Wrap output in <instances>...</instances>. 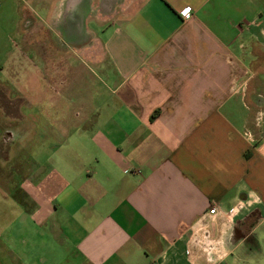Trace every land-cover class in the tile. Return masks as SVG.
Segmentation results:
<instances>
[{
  "label": "crops",
  "instance_id": "1",
  "mask_svg": "<svg viewBox=\"0 0 264 264\" xmlns=\"http://www.w3.org/2000/svg\"><path fill=\"white\" fill-rule=\"evenodd\" d=\"M20 1L0 19L45 71L112 86L34 124L57 138L0 211V264H264V0Z\"/></svg>",
  "mask_w": 264,
  "mask_h": 264
},
{
  "label": "rangeland",
  "instance_id": "2",
  "mask_svg": "<svg viewBox=\"0 0 264 264\" xmlns=\"http://www.w3.org/2000/svg\"><path fill=\"white\" fill-rule=\"evenodd\" d=\"M20 7L21 11L22 8L27 9L26 0L20 1ZM18 27V24L0 19V211L11 210L14 201L10 195L15 194L16 183L22 182L26 176L27 167L34 157L36 159L44 157V146H48L53 138H57L45 136L40 131L33 133L34 129L48 127L47 122L59 119L61 112L58 108L60 106L67 108L63 105L64 98L72 100L77 97L88 98L97 96V92L103 97L109 96L111 93L109 88L112 86V83L105 78L106 76L98 72L95 67L94 73L87 67L83 68L81 74L68 71V65L80 64V62L72 60L64 53L60 56H52L53 71L48 69L45 71L46 56L43 52H40L41 55H31L33 53L31 45L28 46L24 40L22 26L20 25V29ZM34 47L42 51L44 42L34 41ZM23 50L27 54L30 53L29 57L26 53H22ZM76 73L78 78L74 76ZM29 98H35L37 103L34 106H28ZM46 98L56 99L55 104L52 105L55 109L57 108L56 110L53 107L49 110L51 106L46 109L45 101L50 100ZM6 99L21 103V111L24 115L22 120L15 122L6 118V113L11 114L15 110ZM74 107L75 104H68L69 112L73 111ZM36 112L39 119L37 121L30 119L29 115L34 118ZM57 122L59 123V120H55V123ZM13 132L14 141L12 140ZM11 177L13 180L9 182L8 178ZM4 193L8 196H4Z\"/></svg>",
  "mask_w": 264,
  "mask_h": 264
},
{
  "label": "built area",
  "instance_id": "3",
  "mask_svg": "<svg viewBox=\"0 0 264 264\" xmlns=\"http://www.w3.org/2000/svg\"><path fill=\"white\" fill-rule=\"evenodd\" d=\"M190 12H191L190 7H186L185 9H183V10L181 11V15H182V16H188V15H190ZM209 213L212 214V215H216V214L219 213V210L217 209V207H213V208L209 211Z\"/></svg>",
  "mask_w": 264,
  "mask_h": 264
}]
</instances>
